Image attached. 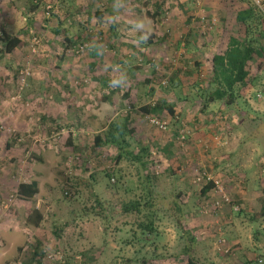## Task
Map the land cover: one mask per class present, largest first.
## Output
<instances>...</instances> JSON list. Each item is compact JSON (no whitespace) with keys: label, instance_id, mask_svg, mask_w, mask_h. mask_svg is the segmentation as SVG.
I'll return each mask as SVG.
<instances>
[{"label":"rangeland","instance_id":"obj_1","mask_svg":"<svg viewBox=\"0 0 264 264\" xmlns=\"http://www.w3.org/2000/svg\"><path fill=\"white\" fill-rule=\"evenodd\" d=\"M2 33L21 39L10 53ZM233 39L256 48L247 85L234 106L205 103L212 57ZM125 119L131 147L148 149L146 171L94 145ZM38 157L41 187L21 200L15 188ZM196 170L229 203L216 210L219 192L202 195ZM142 174L154 212L124 213L145 195ZM33 208L38 226L26 219ZM180 224L198 236L201 264H264V0H0V264H185Z\"/></svg>","mask_w":264,"mask_h":264},{"label":"trees","instance_id":"obj_2","mask_svg":"<svg viewBox=\"0 0 264 264\" xmlns=\"http://www.w3.org/2000/svg\"><path fill=\"white\" fill-rule=\"evenodd\" d=\"M103 11H98L97 16L101 17ZM249 10L239 11L237 14V20L242 22L246 26V32H249L251 25L248 22ZM31 20L28 19L26 27L29 28ZM60 30H57L59 33ZM2 41L4 43L3 52H12L19 44L21 39L19 35H10L8 33H2ZM256 48L253 47L251 41L239 42L233 39L222 53H216L212 57L211 61V75L209 78V85L211 86L205 103H223L224 105L234 106L239 96L240 86L245 87L248 81V69L247 63L252 58V54ZM162 107L166 108L170 114H173V106L171 104L162 103ZM160 108V105H156L155 108L150 106H143L142 110L146 113H153L156 109ZM127 118V117H126ZM127 119L122 121H110L106 131L101 134H97L94 137L95 146H103L111 144L115 147L117 154L115 156V162L119 163L121 160H128L130 163L137 165L139 171H146L149 163L148 149L143 147L138 151L131 147L129 141L126 139V133L131 134L132 130L127 129ZM141 172V173H142ZM143 179L151 181L152 176L149 174H142ZM201 194H206L210 190H213L215 184L212 180L200 183ZM38 193V187L36 181H21L15 188L14 194L21 200L32 199ZM141 198V199H140ZM140 198L132 199L122 204L121 211L124 213H144L148 212L153 214L152 208L155 206L156 197L155 191L152 188L150 182L146 184L145 195H141ZM96 204L103 208V202L96 197ZM175 207L180 211V205L175 203ZM147 216V214H146ZM149 216V215H148ZM154 216H152L153 218ZM27 221L38 226L42 220V214L37 208H33L28 211ZM178 223L181 222L177 218ZM183 230V236L186 239L184 246L181 250L182 256L186 257L185 264H201L194 258V249L197 244L198 236L195 235L189 226L180 224ZM139 227L143 231V234L153 232L152 219L148 220V223H139ZM61 230V227H58ZM57 234V231H55ZM35 254L37 251H35ZM147 261V260H146ZM144 261L142 264H147ZM247 264H258L256 260H249Z\"/></svg>","mask_w":264,"mask_h":264},{"label":"built area","instance_id":"obj_3","mask_svg":"<svg viewBox=\"0 0 264 264\" xmlns=\"http://www.w3.org/2000/svg\"><path fill=\"white\" fill-rule=\"evenodd\" d=\"M148 121L151 125H153L154 127L158 128L161 131H165L168 128V123L165 120L160 119L159 117H157L155 115L149 116ZM180 138H184L183 133L180 135ZM208 180H212L214 182V184H215L214 191L219 192L218 193L219 199L214 201V204H215L214 207H216V210H220L224 204L229 203L228 196L226 195L225 192L222 191V189H220L218 180L214 179V177H212L206 171L196 170V172L194 174L193 182L202 183V182H206ZM233 209L239 210V207L234 206ZM216 245H218L217 249L220 252H224V253L229 252V248L226 246V243L223 239L219 238L216 242ZM259 262H261V259H259Z\"/></svg>","mask_w":264,"mask_h":264},{"label":"crops","instance_id":"obj_4","mask_svg":"<svg viewBox=\"0 0 264 264\" xmlns=\"http://www.w3.org/2000/svg\"><path fill=\"white\" fill-rule=\"evenodd\" d=\"M220 104H222L223 106H224V104L223 103H220ZM225 106H227V105H225ZM224 106V107H225ZM254 135H252V137H253ZM39 159H38V162L35 160L34 161V165H35V169H33L35 172H32V174H31V177H30V179L27 181V182H30V181H36V183H37V187L38 188H40L41 187V182H42V179H41V176L43 175V173H44V171H43V169L42 168H44V167H42V166H44L45 164H47L46 163V161H45V157L42 159V158H40V157H38ZM41 164V165H36V164ZM45 163V164H44ZM48 166H50V165H48ZM46 170L47 171H50L47 167H46ZM212 190H210L209 192H211ZM209 192H207L206 194H202V195H209L208 193ZM228 207V206H227ZM227 207H225L224 209H226ZM262 208V207H261ZM262 213H263V211H262ZM257 233H259L258 235H261V233L259 232V231H257ZM258 241V240H257ZM259 243V241L257 242V244ZM182 250V249H181Z\"/></svg>","mask_w":264,"mask_h":264}]
</instances>
